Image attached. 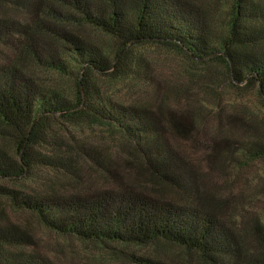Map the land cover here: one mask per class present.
<instances>
[{"label":"trees","instance_id":"obj_1","mask_svg":"<svg viewBox=\"0 0 264 264\" xmlns=\"http://www.w3.org/2000/svg\"><path fill=\"white\" fill-rule=\"evenodd\" d=\"M221 1L0 0V264H57L20 212L126 264H264L263 215L230 213L264 165V113L238 98L264 105V0ZM148 44L182 58L179 81ZM102 77L144 95L114 100ZM85 121L120 134L123 160L71 141Z\"/></svg>","mask_w":264,"mask_h":264},{"label":"rangeland","instance_id":"obj_2","mask_svg":"<svg viewBox=\"0 0 264 264\" xmlns=\"http://www.w3.org/2000/svg\"><path fill=\"white\" fill-rule=\"evenodd\" d=\"M219 4L220 7H223L224 0H222ZM92 33L97 34L95 31H92ZM138 50L143 55L152 60L153 68H155L154 70H156L157 72V75L155 76L159 80L170 81V79H173L174 81H179V77H176L173 72L178 69V67H181V69L184 68L182 66L183 60L180 56L172 54L169 55H172L174 58L171 56H166L167 54L165 51L158 47H155L154 45L149 44L139 47ZM199 71L200 69H195L192 72L195 73ZM34 73L41 79H46L49 77V74L43 70H34ZM99 84L101 89L105 92L107 96L117 101L127 102L137 98H142V96L144 95V90L142 88L134 84V82L132 83V81L128 80H111L102 77L99 78ZM192 89L196 94L195 97H198V99H203L206 104H213L212 96H209L205 93H201L202 89L199 87L198 84H193ZM235 95L237 96V94H234V92L232 91L225 93L226 98ZM238 98L242 99L244 104L246 103L247 107L250 108V110H252L253 112L258 114L264 113V105H262L258 101L254 90L246 89ZM67 126L69 131L72 132V135H74L75 137L71 141L76 139L78 140L79 144H88L89 142L94 145H98L99 147H105L109 152L115 155L116 159L118 160H123V157H125L124 152H120V150L118 151L117 148L113 147V145L116 146V144L120 142V134L112 133L109 129H107L101 124H93L90 122L88 123L86 121L83 122L82 125L73 126L70 124ZM66 137L69 141L70 137L68 135H66ZM263 167L264 165L261 162H257L255 164V173L251 175L248 182V190L244 192L245 196L242 198L244 199V201L241 199L242 202L236 205L237 207L236 209H234V212H230L235 218L236 225H243L245 217L249 215L248 211H257L264 217ZM230 189H232L233 192H238L241 189V186L235 184L230 187ZM11 216H13L11 217V219L14 222L18 223L24 228H26L25 226L27 224L30 225V232L34 235L35 240L37 242L36 249L42 252L47 258L57 264H126L120 259L111 256V254L106 251L107 248H103V245L99 246L94 243L86 244L75 239L73 241L70 240L71 243H68V238L48 231V229H46L39 222H37V220H35L33 217H31L25 212L15 214L11 213ZM166 248L167 250L165 251H168L172 254L178 253L181 250L175 245L169 244L166 245ZM139 250L146 251L147 248ZM77 251L79 252V255H77ZM71 255H73L72 258L69 257Z\"/></svg>","mask_w":264,"mask_h":264}]
</instances>
